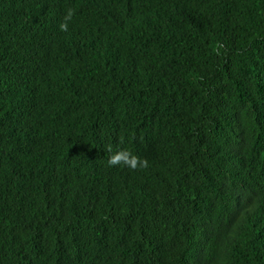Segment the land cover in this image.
<instances>
[{
  "label": "trees",
  "instance_id": "obj_1",
  "mask_svg": "<svg viewBox=\"0 0 264 264\" xmlns=\"http://www.w3.org/2000/svg\"><path fill=\"white\" fill-rule=\"evenodd\" d=\"M185 263L264 264V0H0V264Z\"/></svg>",
  "mask_w": 264,
  "mask_h": 264
},
{
  "label": "clouds",
  "instance_id": "obj_2",
  "mask_svg": "<svg viewBox=\"0 0 264 264\" xmlns=\"http://www.w3.org/2000/svg\"><path fill=\"white\" fill-rule=\"evenodd\" d=\"M70 15H71V10H68L64 19L67 20ZM66 28H67L66 23L62 22L59 24V29L61 31L66 30ZM77 57H78V54H77ZM50 110H51V108H50ZM62 120H63L64 126L66 127L67 135L68 136H69V134L71 135L69 130H70V127L72 124V116L69 115L68 117H65L64 115H62ZM65 120H66V123H65ZM83 122H84L85 129L87 131V134L83 138V140L92 142L98 147L105 148V149L109 150V155L107 156V159H109V163H110L109 166L111 168H114V169L123 170L121 166H122V164H125V161L127 158L124 154L125 150H119L120 143H122L121 138L118 136H110V137L101 136L99 134L98 130L94 129L95 125H93L91 123V121L89 119H87L85 116H83ZM78 137L80 138V135ZM19 148H21V147H19ZM19 148H17V150L20 151L23 154V156H25L24 151L22 149H19ZM88 156L92 157L91 154H88ZM92 158H93V162L91 163V166H93L94 168L91 171V174H99L102 176L103 173L96 169V161L94 160L95 158H100V156L98 154H96ZM129 169H131V168H129ZM110 179L118 185L121 181V180H118L117 177L110 178ZM138 185L142 186V188L145 190V193L147 194L148 188L146 187V185H144L142 183H140V184H137V183L127 184L125 188H123V189L119 188V190H124L127 188H133V187L138 186ZM68 201H69V199H67L65 201V203L68 204Z\"/></svg>",
  "mask_w": 264,
  "mask_h": 264
},
{
  "label": "bare ground",
  "instance_id": "obj_3",
  "mask_svg": "<svg viewBox=\"0 0 264 264\" xmlns=\"http://www.w3.org/2000/svg\"><path fill=\"white\" fill-rule=\"evenodd\" d=\"M100 152H101V151H100ZM103 152H104V151H103ZM236 158H237V157H236ZM236 161H237V159H236ZM239 167H240V166H239ZM251 196H252V195H251ZM248 197H249V196H248ZM209 241H210V240H209ZM192 253H193V252H192ZM193 254H194V253H193ZM191 255H192V254H191ZM198 262H200V261H198ZM198 262H197V263H198ZM185 264H186V263H185ZM193 264H194V263H193Z\"/></svg>",
  "mask_w": 264,
  "mask_h": 264
}]
</instances>
